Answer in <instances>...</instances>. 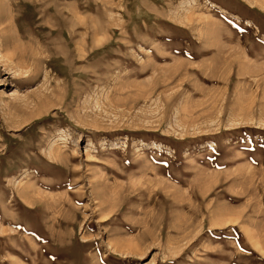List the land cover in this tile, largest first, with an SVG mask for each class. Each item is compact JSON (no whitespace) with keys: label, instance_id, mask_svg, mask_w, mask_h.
<instances>
[{"label":"rangeland","instance_id":"1","mask_svg":"<svg viewBox=\"0 0 264 264\" xmlns=\"http://www.w3.org/2000/svg\"><path fill=\"white\" fill-rule=\"evenodd\" d=\"M0 264H264V0H0Z\"/></svg>","mask_w":264,"mask_h":264}]
</instances>
